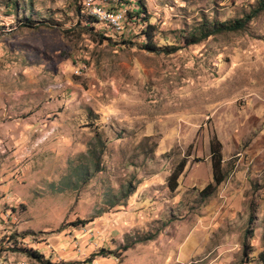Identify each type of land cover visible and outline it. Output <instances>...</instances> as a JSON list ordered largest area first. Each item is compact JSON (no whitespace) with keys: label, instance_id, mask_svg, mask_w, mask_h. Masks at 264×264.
Returning <instances> with one entry per match:
<instances>
[{"label":"rangeland","instance_id":"374dc122","mask_svg":"<svg viewBox=\"0 0 264 264\" xmlns=\"http://www.w3.org/2000/svg\"><path fill=\"white\" fill-rule=\"evenodd\" d=\"M95 1L0 0V262L264 264L259 0Z\"/></svg>","mask_w":264,"mask_h":264},{"label":"trees","instance_id":"16d2710c","mask_svg":"<svg viewBox=\"0 0 264 264\" xmlns=\"http://www.w3.org/2000/svg\"><path fill=\"white\" fill-rule=\"evenodd\" d=\"M264 11V0H259V5L258 7L251 12L250 15H247L245 18L236 20L234 22H217L215 24H212V26H207L205 28H202V32L200 37H197L193 35L192 37L194 38L193 40H190L189 43L191 44H197L200 42L203 38H207L210 35L216 34V33H222V32H237L240 30H243L246 25L248 24L249 20L252 17L257 16L261 12ZM130 15H133L131 12H129ZM88 19L91 20V22H98L96 19L87 17ZM145 21V19L143 18ZM26 26H30L28 23H25ZM31 27V26H30ZM149 28H146L142 30V32L145 35V38L147 37L148 42L146 44V47L150 51H154L155 46L153 44V33L150 30L151 26H148ZM221 148L222 144L219 142V140L216 138V136L213 137V139L210 142V149H211V155H212V166H213V176H214V184H210L204 191L203 193H207V196H209V193H212L214 191V188L221 185L223 181L225 180V175L222 169V153H221ZM183 166L182 165L176 172L173 173V175L170 178L169 185L172 190H175L178 187V179L183 171ZM30 255L32 258L43 262V264H55L50 261H44V256L41 255L37 251H31ZM104 255V252L101 251L100 253L94 254L93 258L96 256H102Z\"/></svg>","mask_w":264,"mask_h":264},{"label":"built area","instance_id":"2783aa9c","mask_svg":"<svg viewBox=\"0 0 264 264\" xmlns=\"http://www.w3.org/2000/svg\"><path fill=\"white\" fill-rule=\"evenodd\" d=\"M93 6L96 9V13H101L105 17H115L118 19L121 29L124 31L125 36L132 34V25L129 19L135 20V17H129L126 10L108 11L100 6L95 0H93ZM128 31V32H127ZM127 33V34H126Z\"/></svg>","mask_w":264,"mask_h":264},{"label":"bare ground","instance_id":"6f19581e","mask_svg":"<svg viewBox=\"0 0 264 264\" xmlns=\"http://www.w3.org/2000/svg\"><path fill=\"white\" fill-rule=\"evenodd\" d=\"M92 15L94 17H96L97 19H99L100 21H102V22L109 23L111 26H113L117 30H121V26H120V24H118V19L117 18H115V17H105L101 13H96V9L95 8L92 10Z\"/></svg>","mask_w":264,"mask_h":264},{"label":"crops","instance_id":"0c3cea01","mask_svg":"<svg viewBox=\"0 0 264 264\" xmlns=\"http://www.w3.org/2000/svg\"><path fill=\"white\" fill-rule=\"evenodd\" d=\"M9 260H10V262L7 260V261L0 262V264H15V262H14L15 258L13 256H10Z\"/></svg>","mask_w":264,"mask_h":264}]
</instances>
